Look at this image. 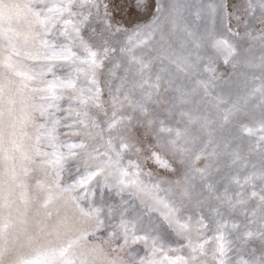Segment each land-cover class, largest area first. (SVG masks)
<instances>
[{
  "label": "snow or ice",
  "instance_id": "snow-or-ice-1",
  "mask_svg": "<svg viewBox=\"0 0 264 264\" xmlns=\"http://www.w3.org/2000/svg\"><path fill=\"white\" fill-rule=\"evenodd\" d=\"M0 264H264V0H0Z\"/></svg>",
  "mask_w": 264,
  "mask_h": 264
}]
</instances>
